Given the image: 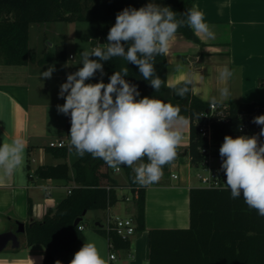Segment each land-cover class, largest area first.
Segmentation results:
<instances>
[{
  "label": "crops",
  "instance_id": "obj_1",
  "mask_svg": "<svg viewBox=\"0 0 264 264\" xmlns=\"http://www.w3.org/2000/svg\"><path fill=\"white\" fill-rule=\"evenodd\" d=\"M193 4L204 13L215 39L198 36L200 42H195L176 33L166 53L167 84L174 86L191 80L194 94L212 103L213 98H219L218 89L222 86L217 80L218 69L226 65L234 70L228 82L231 96L218 104L264 103V0H194ZM78 23L66 24L65 60L53 59L44 65L0 63V144L20 139L26 146L22 169L11 176L0 172V233L15 229V220L24 222L27 229L32 220L42 219L49 209L55 208L76 183L73 179L42 178L36 170L41 165L68 163L70 159V154L67 159L56 157L49 143L64 140L70 145L71 124L66 115L57 111V105L65 103L58 95L60 85L66 82L69 73L82 67L80 53L95 47L90 43L92 32ZM79 36L83 40L82 47L76 42ZM49 66L55 67L52 77L40 78V73ZM103 69L102 77L97 72L86 83H97L101 79L107 83L104 64ZM186 119L188 123L183 125V139L178 146L184 154L171 165L179 178L173 179L166 172L161 180L144 188L145 229L137 231L130 239V247L121 249V254L115 251L117 259L111 261L107 238L94 230L84 233V243H93L107 264H149L150 229L190 226L189 191L201 186L196 177L199 168L191 165L186 153L190 143V120ZM239 135L243 134L233 138ZM102 170L109 172L108 166ZM70 176L74 178L75 171ZM116 182L117 190L124 187L132 195L128 179L124 183ZM27 239L26 231L18 236L19 247L1 251L0 264H43L45 247L41 244L23 247Z\"/></svg>",
  "mask_w": 264,
  "mask_h": 264
},
{
  "label": "trees",
  "instance_id": "obj_2",
  "mask_svg": "<svg viewBox=\"0 0 264 264\" xmlns=\"http://www.w3.org/2000/svg\"><path fill=\"white\" fill-rule=\"evenodd\" d=\"M151 0H0V63L26 65L30 62L44 65L51 60L66 59V42L63 39L56 45L54 53L47 52L38 58L30 50V29L34 24L44 22H88L92 30L91 43L107 42V34L115 24L116 14L126 7L139 9ZM161 6H168L177 13V18L191 8L194 0H154ZM177 33L195 42H200L194 31L182 26ZM167 56L155 58L156 74L162 79L159 91H155L139 73L138 67L127 63L120 57L105 62L107 83L109 77L121 68H128L125 79L137 86L140 97H154L166 103L178 105L180 115L190 120V143L186 153L191 165L199 168L206 155L202 148L208 144L207 137L200 131L205 121L203 114L210 118L223 113L226 121L212 120L213 144L220 147L225 135L234 137L240 133L247 136L257 135L259 125L253 118L264 115V103L227 102L211 111L210 103L197 97L191 85L190 91L183 97L175 94V89L186 86L180 82L174 86L167 84ZM248 126L242 132L240 128ZM264 143V137H259ZM74 148L69 146L53 148L56 157L67 159ZM184 154L177 148L175 160L163 168L166 173L171 165ZM77 155V154H76ZM147 163V159L144 160ZM108 166L102 159L93 158L86 153L77 155L73 164L75 176L72 178L67 162L56 165H41L36 172L42 178H62L76 183L68 195L55 208L47 211L40 220H32L27 226L28 239L23 246L41 244L46 254L43 264H69L71 253L85 242V215L89 210L106 209L108 204L116 205L119 198L115 186L119 184L102 168ZM129 185L133 183L135 173L132 168L124 167ZM106 184L114 187L107 189ZM144 188L133 189L136 204L135 219L137 231L145 229ZM84 211L86 214L84 215ZM190 226L188 228H153L148 231L149 264H264V217L250 209L243 195L232 199L230 189L192 187L189 191ZM83 217L76 225L75 220ZM94 228L105 237H109L117 249H128L130 239H123L114 232L107 234L100 221Z\"/></svg>",
  "mask_w": 264,
  "mask_h": 264
},
{
  "label": "clouds",
  "instance_id": "obj_3",
  "mask_svg": "<svg viewBox=\"0 0 264 264\" xmlns=\"http://www.w3.org/2000/svg\"><path fill=\"white\" fill-rule=\"evenodd\" d=\"M181 15L184 18L178 19L170 7L154 0L139 9L124 8L116 14L107 42L82 51V67L69 73L66 82L60 85L58 95L65 103L57 105V111L71 117L70 147L79 157L88 153L102 159L115 172H120L122 166L132 168L133 183L140 186L158 182L164 166L175 160L183 139L182 128L188 120L180 115L178 105L154 97L137 99L140 97L137 86L125 79L127 67L114 72L108 83L103 79L97 83L86 81L97 72L101 77L105 74L102 62L120 57L136 65L143 79L159 91L162 79L156 74L155 58L168 53L170 41L180 27L187 26L197 36L215 39L198 5L193 4ZM54 71L55 67L49 66L40 73V78L50 79ZM233 76L234 70L226 65L218 69L217 80L222 86L218 89L219 98L212 100L213 105L231 96L228 82ZM200 78L204 79L202 75ZM192 83L187 81L186 86L175 89V94L183 98L190 91L187 85ZM252 122L261 126L260 132L235 138L225 135L219 155L231 198H240L242 194L246 205L264 217V143L259 139L264 137V115L254 117ZM25 147L20 139L0 144V172L4 176L22 169ZM69 264H107V261L93 243H84Z\"/></svg>",
  "mask_w": 264,
  "mask_h": 264
},
{
  "label": "built area",
  "instance_id": "obj_4",
  "mask_svg": "<svg viewBox=\"0 0 264 264\" xmlns=\"http://www.w3.org/2000/svg\"><path fill=\"white\" fill-rule=\"evenodd\" d=\"M221 105L210 103V109L211 111H215L217 108H219ZM203 118L205 121L202 123L200 131L207 137L208 144L206 147H203L201 150L203 153H205L206 157L204 161L200 164L199 170L196 173L197 180L200 183L201 187L205 188H226V175L224 171L221 170V157L220 155H216L213 152L214 144H213V137H212V120L215 119L217 121H226V115L223 113H220L218 115L213 116V119L209 117L208 114H203ZM68 121L70 122V115L67 116ZM242 129V130H241ZM242 132H245L248 130V126L244 125L240 128ZM243 135H246L245 133H240ZM49 146L52 148H61L67 146L66 142L64 140H57V141H51L49 143ZM217 160V163H216ZM169 175L173 179H178L179 175L170 167ZM164 174V172H163ZM163 177V175H162ZM161 177V179H162ZM160 179V180H161ZM114 186L110 184H106V188L110 189ZM145 188L146 186H140L139 184L137 186H131L129 185V188L132 191V195H123L122 200L123 201H132L134 200L133 195V189L137 188ZM117 188V186H115ZM71 191V188H69V192ZM135 201V200H134ZM114 205L108 204L107 208L105 209L107 212L106 221L103 225V228L107 234L109 232H114L118 236L122 237L123 239H131L136 233H137V222L135 219V216H122L120 214H115L112 211V208ZM86 227L85 224H81L80 228L84 230ZM108 240V246H109V259L115 260L117 259V255L115 253V247L111 239L109 237H106Z\"/></svg>",
  "mask_w": 264,
  "mask_h": 264
},
{
  "label": "rangeland",
  "instance_id": "obj_5",
  "mask_svg": "<svg viewBox=\"0 0 264 264\" xmlns=\"http://www.w3.org/2000/svg\"><path fill=\"white\" fill-rule=\"evenodd\" d=\"M67 22H44L39 24H34L30 31V41L29 46L32 52H35L38 58L44 56L47 52L54 53L56 50V45L59 44L63 39L65 40V32L67 31L66 27ZM78 26H85L88 30H91V27L88 22H80ZM78 46H83L82 37L79 36L77 39ZM91 43V42H90ZM105 65V62H102ZM240 136V135H239ZM219 148L214 147L213 152L216 155H219ZM77 159V155L74 152L70 153V159L68 162L69 165V172L70 174L75 171L73 164ZM217 163V160H216ZM109 168V175L111 178L115 179L119 182H126L128 179L127 173L124 170L123 166L121 167L120 172H115L112 168ZM195 172V171H194ZM124 187H120L118 191L119 200L112 208L113 213L120 214L122 216L128 217L133 216L136 212V204L133 201H123L122 194L126 193L127 195H131L130 191L124 190ZM107 212L105 209L100 210H89V212L85 215V231L94 230V225L96 222L100 221L102 224L106 221ZM27 229L25 230V232ZM23 232V233H25ZM100 233L99 231H97ZM23 233H18L17 236L22 235ZM102 236L105 237L104 234L100 233ZM117 254H121V249H115Z\"/></svg>",
  "mask_w": 264,
  "mask_h": 264
},
{
  "label": "water",
  "instance_id": "obj_6",
  "mask_svg": "<svg viewBox=\"0 0 264 264\" xmlns=\"http://www.w3.org/2000/svg\"><path fill=\"white\" fill-rule=\"evenodd\" d=\"M100 44H104V39H100ZM86 214V211H84V215ZM83 217H79L75 220V224L78 225ZM16 224L15 229H10L5 232L0 233V252L4 251L7 248H17L20 246V242L18 240V233H23L26 230L25 223L22 221L15 220L14 221ZM31 225V224H30Z\"/></svg>",
  "mask_w": 264,
  "mask_h": 264
}]
</instances>
